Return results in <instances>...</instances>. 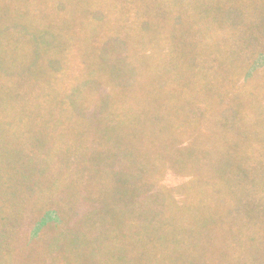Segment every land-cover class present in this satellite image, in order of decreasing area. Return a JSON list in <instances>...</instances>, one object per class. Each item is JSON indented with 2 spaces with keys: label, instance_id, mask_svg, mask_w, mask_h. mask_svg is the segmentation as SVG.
Here are the masks:
<instances>
[{
  "label": "trees",
  "instance_id": "16d2710c",
  "mask_svg": "<svg viewBox=\"0 0 264 264\" xmlns=\"http://www.w3.org/2000/svg\"><path fill=\"white\" fill-rule=\"evenodd\" d=\"M173 72L175 106H264V0H0V170L16 172L36 147L35 126L14 121L24 110L2 106H53L56 120L74 117L72 106H160ZM262 110L257 125L210 120L220 140L185 122L167 132L175 141L62 139L39 154L51 168L65 157L70 174L98 173L90 190L106 197L103 224L121 216L109 247L127 264H264ZM120 153L133 155L127 173ZM149 190L145 206L137 199ZM160 222L176 239L168 255Z\"/></svg>",
  "mask_w": 264,
  "mask_h": 264
},
{
  "label": "rangeland",
  "instance_id": "374dc122",
  "mask_svg": "<svg viewBox=\"0 0 264 264\" xmlns=\"http://www.w3.org/2000/svg\"><path fill=\"white\" fill-rule=\"evenodd\" d=\"M245 11L248 13L251 9L248 7ZM170 15L169 6H160V21ZM261 68L258 66L255 70ZM177 82V74L173 72L166 86L160 89V106H72L77 108L76 115L65 120L53 118V106H2L6 110H24L14 121L35 126V135L26 137L34 140L36 147L32 160H26L23 166L19 164L16 172L0 170V264H127L124 253L120 250L115 252L109 247L112 237H119L125 229L122 218L116 215L108 220L109 224H103L100 207L108 210L106 197L99 193L94 195L90 190L94 182L92 177L98 173L92 169L90 176H80L81 168L76 166L70 174V162L65 157L58 158L56 168H51L52 159L45 156L47 151L39 154L42 147L39 143L90 138L94 141H131L134 144L135 140L154 137L158 132L160 141H175L181 136L168 135L167 132L173 124L185 122L190 127L202 125L198 138L220 140L223 136L216 130L212 131L210 120L238 122L243 118L254 121V125L260 122V112L261 108L264 111V106H244L243 103L239 106L238 99L232 101L235 106H175L178 99ZM85 108L89 109L85 111ZM248 113H252V118L245 116ZM41 120L44 122L41 123ZM51 125L52 128L46 130L45 127ZM212 132L214 134L211 135ZM88 147L91 149L87 151L93 152L90 144ZM122 154L114 155L113 160L117 159L115 164H120L121 171L127 173L133 155ZM107 170L110 172L114 169L107 166ZM123 178L126 179L125 174ZM149 194L150 190L142 193L137 201H143L147 206L149 201L146 195L148 198L152 192ZM84 196L97 197V204L82 200ZM45 219L49 220V226H40ZM62 220L65 223L62 224ZM115 225L117 231L114 230ZM17 226L16 234L14 229ZM175 240L174 234L160 222V247L164 249L161 250L164 255L173 252Z\"/></svg>",
  "mask_w": 264,
  "mask_h": 264
}]
</instances>
